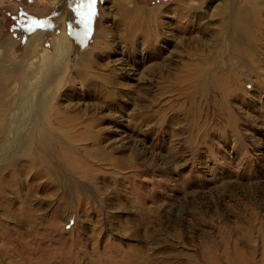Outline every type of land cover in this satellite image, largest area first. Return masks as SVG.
Listing matches in <instances>:
<instances>
[{"label": "rangeland", "instance_id": "1", "mask_svg": "<svg viewBox=\"0 0 264 264\" xmlns=\"http://www.w3.org/2000/svg\"><path fill=\"white\" fill-rule=\"evenodd\" d=\"M123 1L0 0V85L27 101L1 228L66 240L57 264H264V0Z\"/></svg>", "mask_w": 264, "mask_h": 264}, {"label": "bare ground", "instance_id": "2", "mask_svg": "<svg viewBox=\"0 0 264 264\" xmlns=\"http://www.w3.org/2000/svg\"><path fill=\"white\" fill-rule=\"evenodd\" d=\"M147 17H149L147 11H141V10H138V9H135V8H127L125 10V14H124L123 18H124L125 21H128L129 24H131V29H133L132 31H134V30H136V31H138V30L146 31L145 30L146 29L145 25L148 22H150V19L147 18ZM245 23L248 24V21H245ZM62 29H63V32H64L63 34H65L67 36L70 35V29H69L68 25L63 26ZM136 31H134V33ZM43 34H44V32L43 33H38V34H36V36L34 38L37 39L39 37V35H43ZM40 39H41V37H40ZM55 51H56V55H57V61L54 63V65L57 67V66H59L60 61L65 57V53L67 52L66 46H65V41H63L62 39H58V41L56 43ZM84 68L86 69V67H84ZM5 89H7V88H5V87L2 88V86L0 85V125H2L1 126L2 128L0 130V136H1V139H0V159H3L2 156L6 155L8 150L10 152V146H11V143L13 141H16V143H18V141L21 140V138H22L23 134L21 135L18 127H17V129L14 132H13V129H12L13 133L11 135H9V136L7 134V129L9 128V124H10L12 118L17 113L15 111H18L22 106L26 105V102H27V101L24 100L25 98L23 96L22 91H21V93L18 92V94L16 95V101L13 102V107L10 108L9 106H12V105H10V103L12 104V102H11V100L7 101V99H6L7 96L10 95V93H9L8 89L7 90H5ZM45 109H47V107L43 106L41 111H44ZM4 132H5V135H4ZM73 133H75V132H73ZM38 141H41V143H40L41 149H43L44 146L48 145V143L44 142V138L43 137H41V138L39 137ZM72 141H75V140H72ZM26 143L29 144V142H25L24 144H26ZM70 146H73V145H70ZM77 147H78V145H77ZM17 149H18V147H17ZM70 150H72L71 147H70ZM20 151H21V149H20ZM25 151H26V149H25ZM25 151H23V152H25ZM20 156L23 157V154H21ZM37 167H38V164L34 162L33 168H37ZM53 229H55L54 226H51V230H53ZM10 232H9V230L6 229V226H5V229L3 227L1 228V226H0V239H3L4 243H5L4 249L2 248L4 250V254L0 255V257H3V255L7 256V253L9 255L8 248H6L5 246L9 247V245L10 246L12 245V248H11L12 250H15V252L18 251L20 253H24L25 254L26 261L25 262L22 261V263H21L20 261L15 260L13 258V256L9 255V257L7 258L8 261L7 262L6 261L2 262L3 264H29V263L30 264H46V263H49V264L56 263L57 264V263L62 262L63 260L64 261L68 260L67 258L74 254L72 252V249H74V248L69 249V247H68V243L69 242L67 243V241L62 239V238H59V239H57L56 242H54V241H51L52 239H50L48 236H46L44 234L37 235V233H35V234H30V236H32L31 242L30 243L29 242L25 243V241H23L20 237L15 236V234H11ZM49 242L51 244H49ZM40 245H42V246L44 245V247L42 249H39ZM56 245L58 247H56ZM93 246H94V244H93ZM9 249H10V247H9ZM40 251L42 253V256L40 254ZM57 251H58V253H57ZM80 252H82V254H83V255L81 254L82 257L85 260H88V262L91 264L92 263V258L86 257L87 254L85 255L83 253V251L80 250ZM28 255H31V256L28 257ZM93 255H95V254H93ZM139 259H137L135 257L132 261H129L127 264H134V261H135L136 264H141L140 260L142 258L140 260ZM1 260L2 259L0 258V262H1ZM42 261H45V262L41 263Z\"/></svg>", "mask_w": 264, "mask_h": 264}, {"label": "flooded vegetation", "instance_id": "3", "mask_svg": "<svg viewBox=\"0 0 264 264\" xmlns=\"http://www.w3.org/2000/svg\"><path fill=\"white\" fill-rule=\"evenodd\" d=\"M74 12H75V11H74ZM75 17H76V14H74V13H73V15H70L69 17H67V18L65 19V21H64L65 24L62 25V27L68 25V26H69V29H71V31H72V22H71V19H74V23H73V25H74V27H75V25H76V24H75V23H76V22H75ZM62 27H61V28H62ZM60 30H61V29H60ZM71 31H70V32H71ZM70 35H71V34H70Z\"/></svg>", "mask_w": 264, "mask_h": 264}, {"label": "snow or ice", "instance_id": "4", "mask_svg": "<svg viewBox=\"0 0 264 264\" xmlns=\"http://www.w3.org/2000/svg\"><path fill=\"white\" fill-rule=\"evenodd\" d=\"M95 3V0H89V4L87 5L89 7V9L91 10V5ZM90 14H94L90 11ZM35 23H38L39 26H43V23L42 22H35Z\"/></svg>", "mask_w": 264, "mask_h": 264}]
</instances>
